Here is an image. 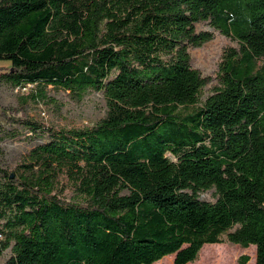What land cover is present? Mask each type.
I'll list each match as a JSON object with an SVG mask.
<instances>
[{
  "label": "trees",
  "instance_id": "trees-1",
  "mask_svg": "<svg viewBox=\"0 0 264 264\" xmlns=\"http://www.w3.org/2000/svg\"><path fill=\"white\" fill-rule=\"evenodd\" d=\"M202 23L237 46L204 101ZM0 61V82L30 87L0 107L31 145L0 169L4 264H193L224 235L264 264V0H0ZM48 89L100 92L104 115L46 125Z\"/></svg>",
  "mask_w": 264,
  "mask_h": 264
},
{
  "label": "rangeland",
  "instance_id": "rangeland-1",
  "mask_svg": "<svg viewBox=\"0 0 264 264\" xmlns=\"http://www.w3.org/2000/svg\"><path fill=\"white\" fill-rule=\"evenodd\" d=\"M199 30L210 31L213 39L199 48H189L190 66L197 70L202 77L209 78L208 84L200 92V101L210 96L218 87L217 73L223 53L229 48H237L235 42L230 38L214 31L207 24H198ZM1 62V61H0ZM30 87L23 90L12 87L10 84L0 82V107L11 108L16 106L17 97L27 94ZM48 96L52 102L35 107L31 116L46 125L57 128H84L95 124L105 112L104 99L100 92L89 91L82 102L75 103L62 91L48 89ZM15 128L0 120V169L13 171L14 164L18 158L29 150L31 145L24 140L29 136L22 129L18 128L19 139L12 137ZM2 180H0V183ZM199 199L206 202H214V190H208L199 194ZM222 244L204 245L199 253V258L193 264H237L240 256L253 257L252 246L242 249L227 241L226 236L222 237ZM11 256L8 248L0 256V264ZM171 258H166L158 264H170ZM173 261V260H172ZM248 262V261H247ZM247 264V263H246ZM252 264V260H250Z\"/></svg>",
  "mask_w": 264,
  "mask_h": 264
},
{
  "label": "crops",
  "instance_id": "crops-1",
  "mask_svg": "<svg viewBox=\"0 0 264 264\" xmlns=\"http://www.w3.org/2000/svg\"><path fill=\"white\" fill-rule=\"evenodd\" d=\"M9 67V63L7 62H0V74L3 72L1 69H5Z\"/></svg>",
  "mask_w": 264,
  "mask_h": 264
},
{
  "label": "water",
  "instance_id": "water-1",
  "mask_svg": "<svg viewBox=\"0 0 264 264\" xmlns=\"http://www.w3.org/2000/svg\"><path fill=\"white\" fill-rule=\"evenodd\" d=\"M10 178L12 179L13 178V175H11Z\"/></svg>",
  "mask_w": 264,
  "mask_h": 264
}]
</instances>
